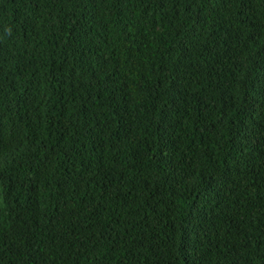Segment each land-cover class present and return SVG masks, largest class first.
<instances>
[{
  "label": "trees",
  "instance_id": "16d2710c",
  "mask_svg": "<svg viewBox=\"0 0 264 264\" xmlns=\"http://www.w3.org/2000/svg\"><path fill=\"white\" fill-rule=\"evenodd\" d=\"M0 264H264V0H0Z\"/></svg>",
  "mask_w": 264,
  "mask_h": 264
}]
</instances>
